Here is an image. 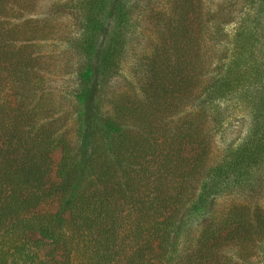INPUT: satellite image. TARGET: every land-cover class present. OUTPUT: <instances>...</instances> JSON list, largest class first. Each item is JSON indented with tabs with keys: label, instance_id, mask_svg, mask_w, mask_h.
Returning <instances> with one entry per match:
<instances>
[{
	"label": "trees",
	"instance_id": "1",
	"mask_svg": "<svg viewBox=\"0 0 264 264\" xmlns=\"http://www.w3.org/2000/svg\"><path fill=\"white\" fill-rule=\"evenodd\" d=\"M110 3L73 2L80 30L67 46L79 65L65 107L46 97L31 0H0V264H264L262 251L247 259L264 231L260 216L218 206L222 196L260 189L264 0H243L249 10L217 73L197 82L192 61L180 55L184 40L173 37L171 50L149 65L136 107L122 96L109 101L138 28L128 0L112 12ZM182 28L173 36H183ZM229 103L246 133L208 166L211 133L221 125L211 110ZM192 147L197 153L188 158ZM53 200L58 210L44 211ZM44 241L51 255L41 254Z\"/></svg>",
	"mask_w": 264,
	"mask_h": 264
},
{
	"label": "rangeland",
	"instance_id": "2",
	"mask_svg": "<svg viewBox=\"0 0 264 264\" xmlns=\"http://www.w3.org/2000/svg\"><path fill=\"white\" fill-rule=\"evenodd\" d=\"M116 1L111 0V12L114 11ZM73 2L74 0H31L33 7L28 16L31 24L41 32L44 57L42 61L46 66L43 72H40L45 81L46 97L51 102L63 104L65 107L73 87L72 78L79 65V57L67 46L69 40L75 39L80 30L79 17ZM242 4L243 0H128L127 6L132 8L138 28L126 51L123 70L110 85L109 101L122 96L136 107L139 99H142L140 85L150 70L149 65L154 64L155 60L157 62L162 50H171L169 42L173 37L174 40H184L180 55L192 61L191 77L195 78V82L202 74L210 76L217 73L218 57H222L224 49L227 48V41L234 34L239 16L249 10ZM70 5L73 6L71 9ZM113 22L114 18L110 16L102 37L104 42L110 34ZM175 26L183 27V36H173ZM203 66H206L205 71ZM183 76L184 74L181 77ZM211 113L221 125L211 133L208 166L218 164L227 149L237 143L247 129L246 121L237 115L230 103L218 106L211 110ZM196 153L193 147L186 148L185 155L188 158ZM51 159L53 169L50 182L56 184L55 169L61 159V153H53ZM258 185L260 189L248 196L220 197L219 208L246 206L260 216L258 223L264 227V171ZM43 209L49 213L56 212L57 200L49 202ZM249 245L253 248L254 256L247 259L252 263L261 251V255L264 253V231L254 236ZM53 252V246L44 241L41 254L45 256ZM234 262L245 264L241 260Z\"/></svg>",
	"mask_w": 264,
	"mask_h": 264
}]
</instances>
